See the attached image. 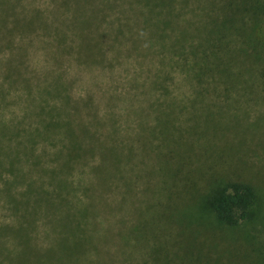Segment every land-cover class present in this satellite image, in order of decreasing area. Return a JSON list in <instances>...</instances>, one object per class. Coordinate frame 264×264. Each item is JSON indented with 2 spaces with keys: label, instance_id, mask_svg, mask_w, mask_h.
Returning <instances> with one entry per match:
<instances>
[{
  "label": "rangeland",
  "instance_id": "1",
  "mask_svg": "<svg viewBox=\"0 0 264 264\" xmlns=\"http://www.w3.org/2000/svg\"><path fill=\"white\" fill-rule=\"evenodd\" d=\"M197 3L191 0L189 7L196 10H186V18L203 11V2ZM254 4L242 15L252 16ZM34 6L49 10L50 0H36ZM113 17L116 11L110 12ZM259 20L254 46L245 45L241 36L231 43L241 48L230 65L240 75L234 83L216 73L196 77V55L190 51L196 38L178 46L173 58L167 52L169 67L153 60L154 55L128 54L123 47L118 53L119 46L105 47L94 60L65 56L61 68L52 66L53 71H64L72 96L79 100L78 120L97 133L99 143L104 140L121 149L119 166L110 158V186L101 188L110 197V264H264V13ZM32 36L31 44L26 35L17 34L16 43L28 44L25 68L40 76L46 70V47ZM7 53L11 50L0 55ZM104 56L106 61L96 60ZM8 86L0 83V121L32 129L42 116L29 108L32 101L23 86L1 91ZM37 89L33 95L48 96ZM130 146L135 155L128 153ZM59 148L44 137L35 144L36 154L53 158ZM92 149L93 154L85 153L66 174L74 184L80 178L93 180L89 167L98 163L101 149ZM2 156L0 147V228L14 222L1 190L4 176H13L2 175ZM231 181L256 188L257 215L249 223L223 225L202 205L212 187ZM1 239L2 232L0 264ZM42 240L44 247L50 244L47 236ZM7 244L12 246L11 239Z\"/></svg>",
  "mask_w": 264,
  "mask_h": 264
},
{
  "label": "trees",
  "instance_id": "2",
  "mask_svg": "<svg viewBox=\"0 0 264 264\" xmlns=\"http://www.w3.org/2000/svg\"><path fill=\"white\" fill-rule=\"evenodd\" d=\"M35 1L0 0V52L11 50L0 55V83L9 85L1 91L11 85L23 86L32 101L29 108L42 116L29 130L16 128L4 118L0 121L1 171L3 176H13H4L1 190L14 216L12 224L0 228L2 264H110V197L101 188L110 186V158L119 166L121 149L104 140L99 143L97 133L78 120L79 100L72 96L64 71H53L52 66L61 68L67 57L94 60L105 47L119 46L118 53L123 47L128 54L154 55L153 60L169 67L167 52L173 58L178 46L196 38L190 49L196 55V77L216 73L234 83L240 75L230 65L241 48L231 43L241 36L245 45L254 46L264 0L256 4L254 0H198V5L203 2V11L193 18L184 16L186 10H196L189 7L191 0H50L49 10L35 8ZM253 4L257 10L243 16ZM115 11L116 17L110 19V12ZM33 33L41 47H46V70L40 76L25 68L28 44L16 43L18 34L26 35L32 44ZM40 82L45 86L41 88ZM37 88L48 96L33 95ZM49 97L56 102L51 103ZM40 137L60 144L54 158L44 152L36 154ZM13 138L17 140L10 145ZM93 147L101 149V160L89 167L93 180L80 178L74 184L66 174L85 153L93 154ZM128 150L135 155L132 146ZM122 156L127 161L124 151ZM202 202L220 223L238 226L255 219L258 194L250 183L231 181L212 187ZM42 235L50 242L46 247L40 244ZM10 239L12 246L7 244Z\"/></svg>",
  "mask_w": 264,
  "mask_h": 264
}]
</instances>
